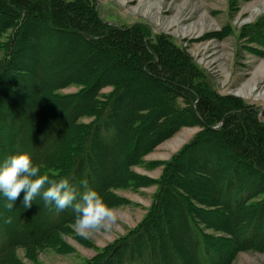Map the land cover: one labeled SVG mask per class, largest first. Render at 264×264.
<instances>
[{
  "label": "trees",
  "instance_id": "obj_1",
  "mask_svg": "<svg viewBox=\"0 0 264 264\" xmlns=\"http://www.w3.org/2000/svg\"><path fill=\"white\" fill-rule=\"evenodd\" d=\"M249 34L264 46V17ZM4 37L0 162L27 150L42 173L81 191L87 180L115 206L114 190L148 185L133 170L148 153L183 125H203L165 162L141 223L83 264H232L239 251L264 247V114L219 93L150 24L110 23L94 0H0ZM72 84L83 88L57 93ZM23 198L9 209L0 193V264H25L20 248L62 246L75 222L72 208L57 213L40 196L24 208Z\"/></svg>",
  "mask_w": 264,
  "mask_h": 264
},
{
  "label": "rangeland",
  "instance_id": "obj_2",
  "mask_svg": "<svg viewBox=\"0 0 264 264\" xmlns=\"http://www.w3.org/2000/svg\"><path fill=\"white\" fill-rule=\"evenodd\" d=\"M94 3L101 17L110 23L150 24L156 35L172 41L189 55L219 93L235 96L264 114V46L249 34L250 28L264 17V0H94ZM4 39L0 38V49ZM82 88L80 84H72L57 93L72 94ZM112 91V86L106 87L98 98L103 100ZM177 104L181 108L190 106L184 97H179ZM93 119L88 115L80 122L86 124ZM202 129L197 120L183 125L148 153L141 165L133 167L150 181L148 185L114 190L120 201L112 207L117 209L119 218L111 230L92 232L84 238L77 234L74 222L70 232L63 236L62 246L46 247L34 254L20 248L18 258L25 264H83L103 252L141 223L153 206L159 190L156 182L164 173L165 162L173 159ZM209 232L216 234L213 230ZM232 264H264V247L239 251Z\"/></svg>",
  "mask_w": 264,
  "mask_h": 264
},
{
  "label": "clouds",
  "instance_id": "obj_3",
  "mask_svg": "<svg viewBox=\"0 0 264 264\" xmlns=\"http://www.w3.org/2000/svg\"><path fill=\"white\" fill-rule=\"evenodd\" d=\"M80 184L82 191L67 176L56 179L42 173L27 150H18L0 162V193L10 202L6 205L9 209L24 192V208L31 207L37 196L42 197L49 210L54 205L57 213L72 208L76 213L75 230L84 238L92 232L111 230L119 218L117 209L89 187L87 180Z\"/></svg>",
  "mask_w": 264,
  "mask_h": 264
}]
</instances>
